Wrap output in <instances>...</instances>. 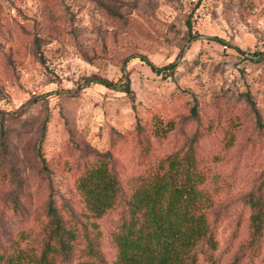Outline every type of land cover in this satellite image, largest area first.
<instances>
[{
	"label": "rangeland",
	"instance_id": "rangeland-1",
	"mask_svg": "<svg viewBox=\"0 0 264 264\" xmlns=\"http://www.w3.org/2000/svg\"><path fill=\"white\" fill-rule=\"evenodd\" d=\"M257 51H264V0H0V252L24 231L39 250L51 196L79 210L70 174L80 158L110 150L124 186L143 168L137 123L154 155L181 147L199 125L200 150L219 158L216 186L224 193L211 210L217 247L211 258L199 253L198 264L235 257L264 264V229L258 246L245 248V198L264 196ZM139 56L157 67L175 61V70L157 74ZM123 75L128 92L85 83H120ZM123 208L120 201L98 221L106 264Z\"/></svg>",
	"mask_w": 264,
	"mask_h": 264
},
{
	"label": "trees",
	"instance_id": "trees-1",
	"mask_svg": "<svg viewBox=\"0 0 264 264\" xmlns=\"http://www.w3.org/2000/svg\"><path fill=\"white\" fill-rule=\"evenodd\" d=\"M187 26L192 38L189 21ZM255 54L264 57V51ZM139 58L161 75L176 67L175 61L157 67L144 56ZM120 78V83L106 78L86 79L85 83L128 92V76ZM189 112L198 119L196 104ZM198 128L181 147L154 155L151 140L137 123L133 136L143 168L127 176L124 186L110 150L80 158L70 174L79 210L68 198L57 204L51 196L39 250L25 243L26 231L20 232L0 252V264H106L99 253L98 221L120 201L124 208L109 232L114 249L111 264H198L199 253L211 258L218 243L211 210L224 191L216 186L221 181L214 169L219 158L201 152L198 142L205 132ZM40 161L47 169L44 159ZM245 201L250 209L245 248L253 251L264 229V196L251 192ZM79 245L82 248L76 254ZM237 263L235 257L230 264Z\"/></svg>",
	"mask_w": 264,
	"mask_h": 264
},
{
	"label": "built area",
	"instance_id": "built-area-1",
	"mask_svg": "<svg viewBox=\"0 0 264 264\" xmlns=\"http://www.w3.org/2000/svg\"><path fill=\"white\" fill-rule=\"evenodd\" d=\"M226 47V45H224V48Z\"/></svg>",
	"mask_w": 264,
	"mask_h": 264
}]
</instances>
